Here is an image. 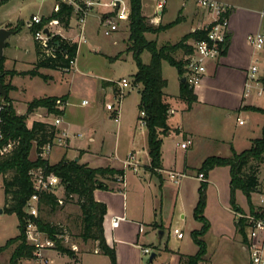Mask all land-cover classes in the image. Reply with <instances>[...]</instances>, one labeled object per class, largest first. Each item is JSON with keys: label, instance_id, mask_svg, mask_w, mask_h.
<instances>
[{"label": "crops", "instance_id": "crops-1", "mask_svg": "<svg viewBox=\"0 0 264 264\" xmlns=\"http://www.w3.org/2000/svg\"><path fill=\"white\" fill-rule=\"evenodd\" d=\"M212 1L218 2L225 9V13H228L230 24L229 44L226 53L222 55L221 58L210 61L207 64V71L203 75L201 82L194 87V93L197 100L191 108H189L187 103L179 99L182 84V79L179 77L180 75H178L176 79L170 72L173 80L166 78L165 65L169 63L163 62V77L168 82V87L164 90V99L170 105V116L168 119L170 131L166 136H163V166L160 171V175L164 181L162 187L160 181L152 176L149 170L151 158L149 156L148 147V130L146 126H141L139 124V120L141 119V112L139 109L141 102V87H133V78L131 80L122 78L120 81L127 79L131 91H136L139 95V99L136 102L139 113L133 118H130L131 120L129 119L128 122L123 125H121L123 120V102L119 121H116L113 113L106 108V105L110 103L111 99H115L117 86L116 83L113 84L114 82L105 79L103 80L101 90L105 96L103 104L106 114L98 117L96 125H93L89 121L74 122L72 119L66 118V107L69 103V94L65 93L62 95L47 96L59 98L67 97L66 106L64 108L65 112L64 115L61 116L62 120L65 118V121L63 120L62 124L57 127L61 133L67 132L69 134L67 146L63 148L58 147L68 149L67 153L64 154V158L70 160L78 159L80 164H86L90 168L109 167L122 170L125 173L123 179L119 178L117 181L112 182L107 181V184L108 182L112 183V185H108L109 191L96 190L94 192V199L99 203L105 204L107 207V213L103 222L104 236L107 245L116 252L117 264H181L182 255H196L198 252V246L194 243L191 233L192 231L201 229L202 224L200 222H198V224L200 223V227L190 232V241L188 243L185 242V236L183 239H178L173 235L172 239L170 235L168 243L164 247L159 249L154 248V242L157 239L152 231L160 229L154 214L156 203L158 201V192H161L167 183L172 182L169 178L170 172L185 175L180 181L174 182L179 185L178 193L179 196L183 198L184 204L187 195L186 186L181 191V186L185 182L184 180L197 181L199 184L195 185L193 190V194L195 195L194 199L196 197L195 200L193 199L194 208L191 211V216L193 217L199 198L198 189L201 184V181L197 179L199 175L198 170L201 168L204 161L210 157L223 158V151L226 153L224 158H230L233 155V152L240 154L251 149L254 142L263 137L264 112L262 111H264V86L262 85V81L264 80V43L258 48L255 44L251 43L250 37L261 36L264 39V0ZM58 2L59 0H54L50 11L45 15L36 14L33 15L32 18L34 16L45 17L43 19L50 17L54 13V8ZM126 2L129 4V0ZM142 5L143 15L147 18L148 23L154 27L166 26L176 21L178 18L181 19L180 23L172 28L166 29L157 34H146V39L149 42H155L158 47H163L168 44H177L184 36L198 30L206 29L218 19V16L213 11L201 7L199 0H167L166 4H161L160 0H143ZM91 16L95 19L98 26L102 27L101 24L103 18L108 16L114 17V13H112V10L110 9L96 6L94 7ZM32 18L27 23L29 30L34 25ZM7 23V26H0V28L15 29L18 25L21 27L25 26V23L20 19L17 21H7ZM93 24L95 23H92L91 27H89V21L87 22V40L85 43H82L83 45L87 43L88 39H92L94 36L93 33L96 29ZM115 24L118 29L114 33L120 35V41L123 42L125 46L122 51L109 57L119 60L127 54L132 55V53L127 52L130 36L129 20L115 19ZM9 26H11V28H9ZM52 29H54L53 31L56 34L61 35L63 38L76 42L78 34V22L76 17L72 18L68 29H65L61 25L53 26ZM126 30H129L128 37L125 35ZM20 33L21 30L14 35L15 37L11 38L13 43H15V41L17 42L16 38ZM72 34H75V36L73 37ZM11 39L8 41L11 42ZM8 41L6 49H9ZM193 43L194 40H189L187 45L191 46ZM82 44L78 45L79 50ZM117 45L118 39L113 42V46L116 47ZM20 52L21 47L17 46V50L13 56L6 57L4 54V70L9 73H18V75L14 76L10 75L11 82L9 81L10 83H8L14 87V90L10 91L8 94L13 101H15V99L11 97V93H16L21 88V86H18L13 82L14 79L26 78L27 76L19 74L30 70L21 68V65L25 62L22 60V57H20ZM26 52L27 50L25 53ZM98 53L100 52L97 51V54ZM185 56L186 52L183 50H179L176 53L177 60H183ZM36 61L29 64H33L34 66ZM150 62L148 64H150ZM254 66H257L258 68L256 76L259 86L253 85L250 96L246 97L247 88L250 83L249 75ZM75 68L76 65L71 71L74 72ZM174 69L177 71L176 68ZM40 72L46 76V78L48 77V80L53 79L52 76L49 77L50 74L46 75V73L43 72V69ZM135 74L136 73L133 75ZM172 84L176 88L174 94L166 92ZM259 92L262 94L259 95ZM109 96L110 98L108 99ZM13 105L17 114L24 115L18 112L15 103ZM44 115L46 116L47 121H36L54 125L57 117L54 121H51L49 119L51 115L46 109H44ZM239 119L244 121V124H240L238 121ZM109 123L117 126L114 148L115 154L112 157H110V154L102 153L101 147L104 146V144L103 140L100 139L105 133L104 130L106 129H104V127L108 126ZM98 132L100 133L98 134ZM97 139L100 140V143L92 149V145L96 144ZM188 140L192 141V145L186 149L182 148L181 145ZM122 145L123 147L121 148ZM55 148L49 157L52 156ZM96 148L97 150H95ZM69 152L73 154L72 157L68 156ZM214 152L215 154H212ZM130 155L134 156V160H132L133 166L128 168L125 166L124 162ZM49 157L48 160L50 159ZM103 163L107 164L104 165ZM219 169L226 170L224 178L227 186V193H225L224 202L225 206L233 214L234 223L236 224V212L232 210L230 205V168L217 167L212 170L209 173L207 180L209 184L208 189H210V185L212 184L211 179L213 174ZM257 194H259V192L253 194L252 197L255 209L259 212L264 210V206L259 205V201H257V205L256 202H254V196H257ZM263 194L264 191L261 192L259 196ZM240 195L244 196L242 191H238L236 194L237 204L246 214L250 210L249 205L247 204L245 196L246 204L244 206L238 202ZM4 207L5 202L0 204V208H3V212H1L2 214L5 213ZM204 215L209 220L211 227L204 237L207 244V254L205 256V261L201 264H251L249 254L245 247L244 236L241 233H239V235L234 234V236H229L225 233L219 236L214 235L212 233L213 224L208 217L207 208ZM181 218L184 219L185 214L181 213ZM117 220L120 221L119 225L114 227L113 223ZM161 228L163 229L164 227L161 226ZM165 236L166 233L163 232V236L159 240L160 244ZM215 236L217 242L215 246L211 247L209 238ZM95 244L96 245H94L91 252L95 255H101L102 253L98 249V244ZM15 248L16 244L0 254V264H9ZM145 249H150L151 254H145ZM153 253H156L157 256L153 262H150V257ZM45 254L53 258L55 264H69L70 262L67 257L59 258L61 256L60 252L55 248L47 249ZM77 254L79 253H76V258L74 257L75 259H77ZM4 256L7 257L8 263L2 262ZM105 258H107L105 264H111L109 257L105 256ZM59 259L61 260V263Z\"/></svg>", "mask_w": 264, "mask_h": 264}, {"label": "trees", "instance_id": "trees-1", "mask_svg": "<svg viewBox=\"0 0 264 264\" xmlns=\"http://www.w3.org/2000/svg\"><path fill=\"white\" fill-rule=\"evenodd\" d=\"M81 1V0H77ZM143 0H129V44L128 53H132L133 59L137 65V72L133 75V87H141L140 112L145 113V122L148 130V147L151 158L150 172L156 177L161 187L164 183L160 171L162 170V145L163 136H166L170 128L168 119L170 116V105L165 101L164 90L168 87L167 80L163 77V62H168L176 68L181 79L186 78L187 70L184 60H177L176 53L183 50L188 55L192 47L187 45L189 40L200 41L207 40L210 27L195 31L184 36L177 44L158 47L155 42H149L146 39L147 33L157 34L166 29L179 24L181 19L166 25L154 27L148 23L147 18L142 12ZM74 10L71 6L61 3L58 12H54L50 17L43 19L39 25L34 24L31 32L35 34L45 28L52 20H57L61 26L68 29L73 18ZM222 18H228V13H224ZM11 28V26H9ZM20 32L21 26L15 27ZM228 41L224 46L222 55L228 49ZM37 61L34 68L30 71L20 73L23 76L40 77L45 79L40 71L42 69L70 72L72 70L71 62L77 58L79 46L72 40L63 38L59 34L51 35L49 45L44 47L35 39ZM145 52L151 54L150 64H144L142 55ZM1 81L8 94L14 90V87L6 83L7 75H18L15 72H6L4 70V58L0 63ZM264 86V80H263ZM179 99L187 103L189 108L196 102L197 97L194 93V87L189 81L181 84ZM59 102L66 104L67 97H45L34 100L29 103L27 113L18 115L17 111L7 97V105L1 116L4 122L6 137L0 143L2 147L9 140L17 142L13 152L7 156L0 155V176L12 174V178L4 179L3 189L5 193L4 211L10 215H16L19 225V235L7 241L0 247V254L11 246L16 244L9 264H20L22 260L32 259L35 253V247L27 242L26 230L29 220L34 221L38 229L44 232L48 239L55 243V249L67 256L76 258V253L65 247L62 240L65 231L58 226L48 222L42 217L34 219L26 213V207L35 193L30 172L34 169H43L47 174H55L61 178L64 186V202L74 201L81 212V238L84 242L93 241L98 244L99 251L108 256L111 264H117L116 252L111 249L105 240L103 222L107 213V207L94 199L96 190L109 191L107 181H117L124 178L125 173L122 170L113 168H90L86 164H80L76 160H67L63 158L57 164H51L49 160L37 157L35 161L30 159V155L36 147V153L42 152V148L52 143L61 133L60 130L50 123L36 121L32 127L27 126L28 117L37 109H46L49 114L63 116L65 110L60 109ZM258 110V109H255ZM260 111V110H258ZM264 112V111H262ZM253 162L264 163V131L263 137L254 142L251 149L240 154L233 152L230 158L210 157L204 161L199 174H203L206 181H202L199 187V199L194 210V218L202 224L200 230L192 231L191 237L198 246V252L194 256H181V264H201L205 261L207 254V244L204 240L205 235L210 230L211 224L204 213L207 206L208 176L209 173L217 167H229L231 174L230 182V205L233 211L245 214L244 210L238 206L236 194L242 191L249 205L250 213L259 217V214L253 204V194L260 188L258 178V169L250 167V172L245 173V169ZM58 198L51 193H44L40 198L39 210L49 209L52 212L61 208ZM239 233L245 237V220L240 219L236 223Z\"/></svg>", "mask_w": 264, "mask_h": 264}, {"label": "rangeland", "instance_id": "rangeland-1", "mask_svg": "<svg viewBox=\"0 0 264 264\" xmlns=\"http://www.w3.org/2000/svg\"><path fill=\"white\" fill-rule=\"evenodd\" d=\"M53 1L54 0H0V26H7V21H17L19 19L25 23V26L21 27V33L16 38L17 42H12L11 38L15 37L12 36L10 38L11 42H9L10 40L8 41L9 49H6L5 52L6 57L13 56V54L17 50V46H20V57H22V60L25 62L21 65V68L32 70L34 66L33 64L31 65L29 63L36 61L35 40L31 29L29 30L27 27V23L31 20L33 15H45L47 12H49ZM93 11L94 8L90 10V15L87 22L89 21V27H91L92 23H95L93 24V26H95L96 31L93 33V38L88 39L86 44L83 45L81 43L82 45L77 54V63L74 72H60L43 69V72H45L46 75L50 74L49 77H53L52 80H48V77L45 80L40 77H32L30 75L26 78L14 79L13 82L16 85L21 86V88L18 92L11 93V97L14 98L15 101H13L10 97L9 98L13 102V104H16V108L19 113L25 115L29 103L33 102L34 100L45 98L47 96H56L67 93L70 96L68 106L66 107V118H70L74 122L89 121L93 125H96L98 117L100 115L102 116L106 114L103 104L105 96L101 90L103 80L105 79L110 82H114L113 84H115L122 78H127L129 80L132 79V75L137 71V65L132 55L127 54L119 60H115L109 57L116 55L119 51H122L125 45L120 41V35L114 33L111 36H106L104 34L105 27H103L102 24V27L98 26V24L95 22V19L91 16V13ZM73 17L76 16L74 15ZM41 18L43 19L45 17ZM105 18L106 17H104L103 20ZM52 28L53 27H51V29ZM125 35L126 37H128L129 30H126ZM72 36L74 37L75 34H72ZM116 39H118V45L115 47L113 46V42ZM26 50L27 52L25 53ZM97 51L100 53L97 54ZM142 59L145 64H148L151 60V54L145 53ZM170 72L172 73V76L177 79L179 75L177 71L169 64H166L165 76L166 78H170L171 80H173ZM9 81L11 82V77L10 75H7L6 82L10 83ZM175 91L176 88L173 84L169 89L166 90V92H169L171 94H174ZM124 93L125 96L123 98V120L121 125L125 124L130 118H133L139 113L138 107L136 105V102L139 99V95L137 94V92L131 91V88L127 86L124 90ZM109 98L110 96L108 97V99ZM84 101H86L87 104H83ZM112 101L114 100L111 99L110 103H112ZM50 115L51 117L49 119L51 121H54L56 117H61L52 114ZM36 120L47 121V118L44 115L43 108L35 110L28 117L27 126L29 128L32 127L33 123ZM63 120L65 121V118ZM104 129H106L104 130L105 133L100 137V139L103 140L104 144V146L101 147L102 153L110 154V157H112L115 154L114 148L117 126L115 124L111 125L109 123L108 126L104 127ZM99 133L100 132H98V134ZM99 143L100 140L97 139L96 144L92 145V149L98 146ZM122 144L124 145L123 142ZM123 145L121 146V148L123 147ZM67 150L68 149L56 147L52 156L49 157V162L51 164H57L61 159L64 158V154L67 153ZM95 150H97V148ZM212 154H215V152ZM225 154L226 153L223 151V158ZM68 156L72 157L73 154L69 152ZM30 159L32 161H35L37 159L36 147L35 149H33L30 155ZM103 164L105 165L107 163ZM250 167L258 169V176L261 185V188L258 192L260 194L264 191V163L261 164L259 162H253V164L245 169V173L250 172ZM225 171L226 170L219 169L213 174L211 179L212 184L210 185V189H208L207 191L206 208L208 217L213 224L212 233L217 236L223 233L229 236H234V234L239 235V231L236 228V224L234 223L233 214L225 206L224 202L225 193H227V186L224 178ZM6 177L7 179L12 178V174H8ZM6 177L3 175L0 176V204L5 202L3 184ZM184 181L185 182L181 186V191L185 186L187 187V195L184 204L183 198L180 197L178 193L179 185L175 184L174 182L167 183L163 187V190L161 192H158V201L156 203L154 214L156 221L160 226V229H155L152 231L154 232L157 239L154 242L155 249L164 247L168 243V238L170 237V235L173 239V231L175 228H179L185 233V242L188 243L190 241V232L200 227V223L198 224V221L196 222V220L193 218L194 216H191V211L194 208L193 199L195 196L193 194V190L194 186L198 185L199 183L195 180ZM108 185H112V183L108 182ZM259 194H257V196H254V202H256V205L257 201L260 200ZM60 196L64 197L63 194H60ZM238 202L242 206H244L246 204L245 197L243 195H240ZM60 207L61 208H57L53 212L45 208H43V211L39 212V217L46 219L48 222L54 225L60 226L63 231H65V236L62 240L63 245L68 249H71L75 253H79L77 254V259L62 253H60L61 256L59 258L67 257L70 260L69 264H105L107 258H105L104 255H95L93 252H91L94 248V245H96L95 242L91 240L88 242H84L80 236L81 212L76 202H64V204ZM261 211L264 214V210ZM1 212H3V208H0V246L4 245L7 240L13 239L19 235V222L17 216L7 213L2 214ZM181 213L185 214L184 219L181 218ZM248 213H250V210L248 211ZM237 214L238 213H235L236 219ZM161 226H163L164 228L162 229ZM162 232H165L166 236L160 244L159 240ZM216 242V236L209 238L211 247L215 246ZM3 259V263H8V259L6 256H4Z\"/></svg>", "mask_w": 264, "mask_h": 264}, {"label": "built area", "instance_id": "built-area-1", "mask_svg": "<svg viewBox=\"0 0 264 264\" xmlns=\"http://www.w3.org/2000/svg\"><path fill=\"white\" fill-rule=\"evenodd\" d=\"M61 3L71 6L74 10L73 16H76V20L78 22V34L76 38V43L78 45L86 42L87 20L90 15V10L96 6L110 9L112 10V13H114V17L108 16L102 21V25L105 27L104 34L106 36H110L112 33L117 31L118 27L115 24V19L129 20L130 8L129 4L125 0H59L58 4H56L54 8V12L59 11ZM160 3L166 4L167 0H160ZM199 4L201 7L213 11L218 16V19L211 26H209L210 30L208 33V39L194 41L191 45L192 51L183 59L187 70L186 79L193 87L201 82L203 75L207 71V64L210 61L218 60L222 57V52L228 41L227 37L229 36L230 29L229 19L222 18V15L225 13V9L218 2L212 0H199ZM32 22L39 25L43 22V19L41 17L34 16L32 18ZM58 25L60 24L57 20L50 21L43 30L35 34V39L38 40L44 47H47L49 45L51 35L56 34L53 32L51 27ZM45 29H49L50 35L44 33ZM250 41L258 48H260L264 43V39L261 36L250 37ZM71 65L73 68L76 65V60L72 61ZM257 71V66L252 67L251 74L249 75L250 83L247 88L246 97L250 96L253 85L259 86L256 76ZM128 85L129 81L127 79L116 82L117 90L114 102L106 105L107 110L113 113L116 121L120 120L122 102L125 94L124 90ZM261 94L262 93L259 92V95ZM83 104H87V102H84ZM65 105L66 104L59 102L60 109H63ZM4 107L5 106L0 104V143L4 141L6 137L4 122L1 116L4 111ZM144 118L145 113L142 112L141 119L139 120V124L141 126H146ZM62 121L61 117H57L54 122V126L59 127L62 124ZM238 121L240 124H244V121L240 119ZM68 139L69 134L67 132L60 133L52 143H49L42 148V152L37 154V157L48 160V157L51 155L55 147L63 148L67 146ZM16 145V141L9 140L2 147H0V155L7 156L11 154ZM190 145H192V141L188 140L183 143L181 147L186 149ZM132 160H134V156L130 155L124 162L125 166L128 168L132 167ZM30 176L32 178L33 188L35 191L26 207V213L30 217H33L34 219L39 217L40 198L44 193H51L55 195L58 198L59 204H64V197L60 196V194H63L64 196V186L60 177L55 174H47L43 169L32 170L30 172ZM182 177H185V175L174 172L169 173V178L172 182H178ZM197 179L201 182L206 181L203 174H199ZM259 205L264 206V194L260 196ZM259 214H262V211H259ZM240 219L245 220L244 242L251 264H264V217H259L251 213H238L237 221ZM119 222V220L114 221L113 226L117 227ZM173 233L178 239H183L185 236L184 232L179 228H175ZM26 237L28 244L35 247L36 250L32 259L22 260L20 264H55L54 259L45 254L47 249H54L55 243L48 239L46 234L41 232L38 229L37 224L31 219L27 225ZM144 253L150 255L151 250L145 249Z\"/></svg>", "mask_w": 264, "mask_h": 264}, {"label": "water", "instance_id": "water-1", "mask_svg": "<svg viewBox=\"0 0 264 264\" xmlns=\"http://www.w3.org/2000/svg\"><path fill=\"white\" fill-rule=\"evenodd\" d=\"M44 33L47 35H50V31L49 29H45ZM17 34V31L14 29H8V28H0V63L2 61V59L4 58V54H5V49L7 47V41L14 35ZM2 75L0 74V104L3 106L7 105V97H8V92L5 88V86L3 85L2 81H1ZM187 79L183 78L182 79V83L186 82ZM77 162H79V160H76ZM163 236V232L160 235V238ZM157 254L153 253L150 257V262H153L154 259L156 258Z\"/></svg>", "mask_w": 264, "mask_h": 264}]
</instances>
